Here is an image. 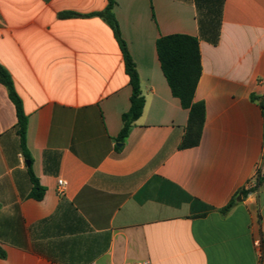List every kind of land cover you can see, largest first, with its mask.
<instances>
[{"label":"crops","instance_id":"0c3cea01","mask_svg":"<svg viewBox=\"0 0 264 264\" xmlns=\"http://www.w3.org/2000/svg\"><path fill=\"white\" fill-rule=\"evenodd\" d=\"M115 1L145 99L120 146L132 88L114 32L98 16L61 17L102 12L108 0H0V64L45 189L30 196L16 107L0 83V264H264V183L242 194L259 164L264 175V0ZM220 6L213 43L199 12ZM173 34L200 42L195 101L206 118L190 148L189 110L157 53Z\"/></svg>","mask_w":264,"mask_h":264},{"label":"trees","instance_id":"16d2710c","mask_svg":"<svg viewBox=\"0 0 264 264\" xmlns=\"http://www.w3.org/2000/svg\"><path fill=\"white\" fill-rule=\"evenodd\" d=\"M115 5V0H108L107 8L102 12L89 15L66 12L61 14V17L75 18L98 16L102 18L114 32L115 38L123 54L125 71L129 76L130 86L132 88L130 109L122 117L123 127L117 138V142L123 145L129 135L133 123L139 119L143 113L145 99L142 95L140 77L136 65L129 53L126 42L121 36L119 23L113 13ZM221 7L222 6H220V9L216 11L205 13L199 12V23L201 25V29L208 33L209 38L213 41V43H216L219 37V30L222 21ZM205 26H207V28ZM157 53L162 71L171 88L173 96L180 100L184 109L189 110L188 126L181 143V148L195 147L200 142L206 118L204 103L195 101L196 89L202 74L199 39L197 37L184 34L162 36L157 41ZM0 83L7 88L9 97L16 107L18 118L16 132L20 138L23 155L27 162H29L28 172L33 184L30 196L37 200H42L45 195V189L40 186L39 181L33 173V159L27 147L28 117L25 114L23 101L16 90L10 73L1 64ZM118 150H121V147H119ZM263 183L264 175H259L256 186L252 189L244 190L242 194L245 196L250 192H255ZM236 203V200L233 199L226 207L221 209L220 212L223 215L227 214L236 205ZM5 256V252L0 246V257L4 259Z\"/></svg>","mask_w":264,"mask_h":264},{"label":"built area","instance_id":"2783aa9c","mask_svg":"<svg viewBox=\"0 0 264 264\" xmlns=\"http://www.w3.org/2000/svg\"><path fill=\"white\" fill-rule=\"evenodd\" d=\"M260 168H261V165L259 164L258 170H257V174L251 180V182H249L248 189H252V188H254L256 186V182H257L258 176L262 175L261 172H260ZM58 185H59V194H63V189L66 187V182L64 180H59L58 181ZM90 264H97V263L93 262V263H90ZM122 264H151V263L148 262V261H133V262H125V263H122Z\"/></svg>","mask_w":264,"mask_h":264},{"label":"water","instance_id":"95a60500","mask_svg":"<svg viewBox=\"0 0 264 264\" xmlns=\"http://www.w3.org/2000/svg\"><path fill=\"white\" fill-rule=\"evenodd\" d=\"M121 144H119V146H120ZM27 164L29 165V162H27ZM241 198H239V200H240Z\"/></svg>","mask_w":264,"mask_h":264}]
</instances>
